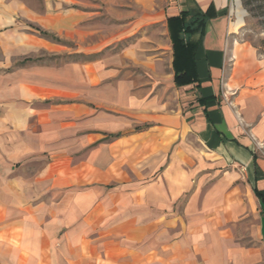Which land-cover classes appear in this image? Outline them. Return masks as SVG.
<instances>
[{
  "label": "crops",
  "instance_id": "crops-1",
  "mask_svg": "<svg viewBox=\"0 0 264 264\" xmlns=\"http://www.w3.org/2000/svg\"><path fill=\"white\" fill-rule=\"evenodd\" d=\"M141 2L107 29L80 0H0V264H264V58L231 0ZM192 10L177 83L167 19Z\"/></svg>",
  "mask_w": 264,
  "mask_h": 264
},
{
  "label": "rangeland",
  "instance_id": "rangeland-1",
  "mask_svg": "<svg viewBox=\"0 0 264 264\" xmlns=\"http://www.w3.org/2000/svg\"><path fill=\"white\" fill-rule=\"evenodd\" d=\"M35 5L39 3L41 0H26ZM53 1V0H51ZM88 3L90 6L94 7L96 10V25L97 28H118L125 18L132 19L136 16H139L143 13V9L141 6V0H80ZM235 1L231 0L232 4V12L231 18L237 22L236 25V34L233 39H237L238 41H245L252 45L260 58H264V0H239L238 9L235 10ZM238 1V0H237ZM140 2V3H139ZM146 4V2H145ZM68 4H64L63 6H67ZM140 5V6H139ZM146 8V7H145ZM147 9V8H146ZM20 20V18H17ZM23 21V20H22ZM19 22V21H18ZM17 22V23H18ZM23 23V22H22ZM151 31V30H150ZM146 28L143 30L145 35H149L150 32ZM154 34L159 33L154 30L151 31ZM160 36V35H159ZM124 42V41H122ZM73 41H68L66 45H64L63 50H72L74 47ZM121 46L120 43L116 45L110 46V48L118 49ZM27 56V55H24ZM23 55L16 57V62L19 61ZM5 56L2 54L0 50V61H4ZM15 57H11V63L13 64V60ZM46 61H55L57 59H71L70 57H44ZM80 59H83V56H80Z\"/></svg>",
  "mask_w": 264,
  "mask_h": 264
},
{
  "label": "trees",
  "instance_id": "trees-1",
  "mask_svg": "<svg viewBox=\"0 0 264 264\" xmlns=\"http://www.w3.org/2000/svg\"><path fill=\"white\" fill-rule=\"evenodd\" d=\"M205 14L198 10L181 11L179 15L167 19L173 48L174 78L177 83H187L197 79L194 52L198 40L189 36L195 32L202 33ZM40 34L60 41L53 34L40 30ZM186 36V38H185Z\"/></svg>",
  "mask_w": 264,
  "mask_h": 264
}]
</instances>
